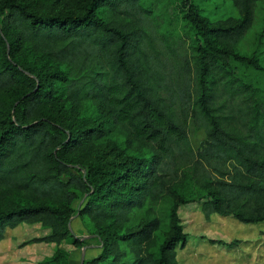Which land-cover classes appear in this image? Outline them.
I'll return each instance as SVG.
<instances>
[{
  "label": "trees",
  "instance_id": "trees-1",
  "mask_svg": "<svg viewBox=\"0 0 264 264\" xmlns=\"http://www.w3.org/2000/svg\"><path fill=\"white\" fill-rule=\"evenodd\" d=\"M259 2L232 0L238 17L213 22L185 0L198 36L191 57L159 41L143 0H0V240L39 221L49 232L32 240L59 245L77 211L101 241L82 264H177L185 198L171 179L186 163L208 176L205 215L263 221L264 104L232 62L264 66L231 47ZM223 96L240 98L234 110H223ZM86 102L97 116L79 115ZM190 118L207 127L199 149ZM118 132L146 150L111 156L97 146ZM162 198L171 200L166 220L155 213ZM43 264H69L67 250L58 246Z\"/></svg>",
  "mask_w": 264,
  "mask_h": 264
},
{
  "label": "rangeland",
  "instance_id": "rangeland-1",
  "mask_svg": "<svg viewBox=\"0 0 264 264\" xmlns=\"http://www.w3.org/2000/svg\"><path fill=\"white\" fill-rule=\"evenodd\" d=\"M189 1L213 22L239 15L232 0ZM143 3L150 7L147 14L159 41L192 57L198 36L187 17L185 0H143ZM231 47L240 54L255 58L264 66V0L259 2L253 26ZM232 65L237 76L249 84L253 99L264 104V69L237 61H233ZM239 100L237 96L220 97L226 112L234 110ZM98 114L99 108L95 103L86 102L79 107L80 116ZM206 136V125L196 124L190 118L189 137L195 149L200 148ZM103 142L111 156L119 153L138 154L146 150L144 142L133 140L123 132L106 136L97 146ZM198 166L186 163L177 174H172V189L185 198L177 207L181 227L185 232L184 239L178 241L175 247L177 264H264V220L251 223L242 222L230 214L212 212L205 215L202 200L205 198L204 184L208 176L204 180V173H198ZM69 168L76 173L84 172L78 164L71 163ZM84 200L85 194H79L72 204L77 209ZM170 205L169 198L160 199L155 203L156 215L166 220ZM69 227L71 236L59 245L32 240L35 236L49 232V228L39 221H22L7 228L5 236L0 240V264H43L58 246L67 250L69 264H81L82 259L99 252L100 238L91 231V225L85 217L74 211ZM155 233V242L159 243L167 234L166 227L156 229Z\"/></svg>",
  "mask_w": 264,
  "mask_h": 264
},
{
  "label": "water",
  "instance_id": "water-1",
  "mask_svg": "<svg viewBox=\"0 0 264 264\" xmlns=\"http://www.w3.org/2000/svg\"><path fill=\"white\" fill-rule=\"evenodd\" d=\"M82 262H83V259L81 260V264H82Z\"/></svg>",
  "mask_w": 264,
  "mask_h": 264
}]
</instances>
